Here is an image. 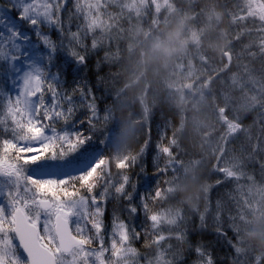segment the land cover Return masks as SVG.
<instances>
[{
    "label": "snow or ice",
    "instance_id": "1",
    "mask_svg": "<svg viewBox=\"0 0 264 264\" xmlns=\"http://www.w3.org/2000/svg\"><path fill=\"white\" fill-rule=\"evenodd\" d=\"M182 10L0 0V264H264V0L197 5L223 43L129 96L124 34Z\"/></svg>",
    "mask_w": 264,
    "mask_h": 264
},
{
    "label": "trees",
    "instance_id": "2",
    "mask_svg": "<svg viewBox=\"0 0 264 264\" xmlns=\"http://www.w3.org/2000/svg\"><path fill=\"white\" fill-rule=\"evenodd\" d=\"M175 2L178 8L183 7L179 14H163L154 27L146 21L138 30L124 34L120 42L122 59L119 70L125 81L135 85L128 93L129 96L147 82H151L154 89L163 90L161 81L166 76L165 65L172 59L168 56V50L176 46V38L186 41L199 28L202 35L201 44L210 54L217 45L223 43L221 34L227 29L226 19L222 18L219 23H210L206 16L201 17L199 22L192 20L197 5L215 3L216 0H175ZM185 15L188 17L187 20L183 19ZM193 51L188 49L186 54L190 56ZM189 188L191 190V182ZM252 228L259 232L261 225L252 224Z\"/></svg>",
    "mask_w": 264,
    "mask_h": 264
},
{
    "label": "rangeland",
    "instance_id": "3",
    "mask_svg": "<svg viewBox=\"0 0 264 264\" xmlns=\"http://www.w3.org/2000/svg\"><path fill=\"white\" fill-rule=\"evenodd\" d=\"M253 224H254V225H257L258 223H257L256 221H253ZM259 225H260V224H259Z\"/></svg>",
    "mask_w": 264,
    "mask_h": 264
}]
</instances>
